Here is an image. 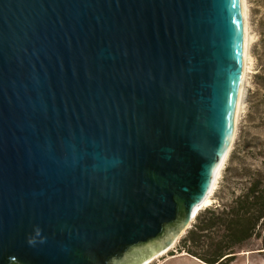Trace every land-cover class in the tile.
Segmentation results:
<instances>
[{
    "label": "water",
    "instance_id": "95a60500",
    "mask_svg": "<svg viewBox=\"0 0 264 264\" xmlns=\"http://www.w3.org/2000/svg\"><path fill=\"white\" fill-rule=\"evenodd\" d=\"M243 0H0V264H150L235 139Z\"/></svg>",
    "mask_w": 264,
    "mask_h": 264
},
{
    "label": "trees",
    "instance_id": "16d2710c",
    "mask_svg": "<svg viewBox=\"0 0 264 264\" xmlns=\"http://www.w3.org/2000/svg\"><path fill=\"white\" fill-rule=\"evenodd\" d=\"M259 29L258 99L250 108L249 128L225 169L219 204L200 211L176 248L202 264L233 263L253 239L261 241L264 257V14Z\"/></svg>",
    "mask_w": 264,
    "mask_h": 264
},
{
    "label": "rangeland",
    "instance_id": "374dc122",
    "mask_svg": "<svg viewBox=\"0 0 264 264\" xmlns=\"http://www.w3.org/2000/svg\"><path fill=\"white\" fill-rule=\"evenodd\" d=\"M248 10H249V18H250V26H251V35L253 38V42L249 47V70L246 78L245 89L243 93V99L241 104V111L238 122L237 134L230 151V154L225 162L224 169L221 172L219 177L215 193L212 197L213 204H219L217 196L223 188V179L224 172L229 163L230 157L236 148L240 135L243 134V131H247L249 128V120L248 115L250 112L251 106L257 102V89L258 87L255 84V76L258 73V54L260 53V21L264 14V0H246ZM255 133V132H254ZM253 133V135H255ZM176 247L164 255L163 257H159L152 264H202L190 257H183L177 260L165 263L166 260L171 258L172 256H178L180 253L176 250ZM261 241L258 239H253L249 244L243 247L237 255L236 260L230 264H264V257L260 254L261 252Z\"/></svg>",
    "mask_w": 264,
    "mask_h": 264
},
{
    "label": "bare ground",
    "instance_id": "6f19581e",
    "mask_svg": "<svg viewBox=\"0 0 264 264\" xmlns=\"http://www.w3.org/2000/svg\"><path fill=\"white\" fill-rule=\"evenodd\" d=\"M243 10H244V16H245V29H246V33H245V63H244V73H243L242 88H241L240 99H239V104H238V108H237L236 120H235V137H236V134H237L239 116H240V111H241V104H242V99H243V93H244V89H245L246 78H247V74H248V70H249V64H250L249 47H250L251 43L253 42V38H252V35H251L249 10H248V6H247L246 0H243ZM231 149H232V147H231ZM224 166H225V164H223L221 170H219V172H218V174L216 176V180H215V183L213 185V189L211 191V194L205 200L201 211L206 209V208H208V207H211L213 205L212 197H213V195L215 193V189H216L219 177L221 175V172L224 169ZM166 254L167 253H165L164 255H166ZM164 255H162V256H164ZM153 262H151L150 264H152Z\"/></svg>",
    "mask_w": 264,
    "mask_h": 264
},
{
    "label": "crops",
    "instance_id": "0c3cea01",
    "mask_svg": "<svg viewBox=\"0 0 264 264\" xmlns=\"http://www.w3.org/2000/svg\"><path fill=\"white\" fill-rule=\"evenodd\" d=\"M163 257V256H161ZM183 257H189L188 255L186 254H180L178 256H172L171 258H169L168 260L165 261V263H168V262H171V261H174V260H177L179 258H183ZM191 258V257H190ZM193 259V258H192ZM195 260V259H194Z\"/></svg>",
    "mask_w": 264,
    "mask_h": 264
}]
</instances>
